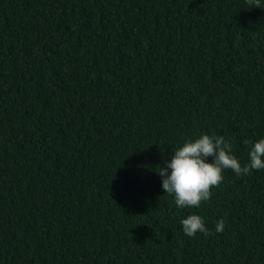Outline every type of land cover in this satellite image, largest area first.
Returning a JSON list of instances; mask_svg holds the SVG:
<instances>
[{
  "label": "trees",
  "instance_id": "obj_1",
  "mask_svg": "<svg viewBox=\"0 0 264 264\" xmlns=\"http://www.w3.org/2000/svg\"><path fill=\"white\" fill-rule=\"evenodd\" d=\"M201 132L264 136V2L0 0V264H264V169L161 188Z\"/></svg>",
  "mask_w": 264,
  "mask_h": 264
},
{
  "label": "clouds",
  "instance_id": "obj_2",
  "mask_svg": "<svg viewBox=\"0 0 264 264\" xmlns=\"http://www.w3.org/2000/svg\"><path fill=\"white\" fill-rule=\"evenodd\" d=\"M264 0H255L260 7ZM242 143L249 145L247 139ZM231 169L237 176L246 175L250 170L264 169V136L251 142L248 161L241 164L234 154L231 142L222 135L201 132L185 139L164 161L160 171L161 188L164 193L174 196L177 208H198L201 201L210 199V189L223 180V171ZM182 231L187 236L197 232L208 234L204 219L196 212L181 217ZM224 228V220L215 222V231Z\"/></svg>",
  "mask_w": 264,
  "mask_h": 264
}]
</instances>
